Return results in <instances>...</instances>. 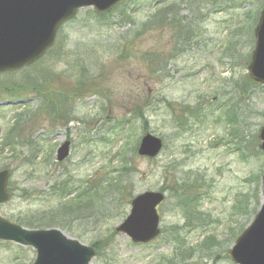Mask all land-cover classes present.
I'll return each instance as SVG.
<instances>
[{
    "label": "rangeland",
    "instance_id": "1",
    "mask_svg": "<svg viewBox=\"0 0 264 264\" xmlns=\"http://www.w3.org/2000/svg\"><path fill=\"white\" fill-rule=\"evenodd\" d=\"M261 7L127 0L104 17L79 10L41 60L0 74V169L11 171L1 216L28 229L37 228L19 221L54 222L41 228L96 246L90 264H175L188 251V262L235 264L228 251L261 204L264 84L247 72ZM27 78L40 86H2ZM150 132L165 142L152 159L136 152ZM65 140L71 152L58 161ZM124 159L116 190L108 181ZM60 180L58 198L50 187ZM146 190L166 196L162 233L134 244L116 226ZM35 258L33 247L0 240V264Z\"/></svg>",
    "mask_w": 264,
    "mask_h": 264
},
{
    "label": "water",
    "instance_id": "2",
    "mask_svg": "<svg viewBox=\"0 0 264 264\" xmlns=\"http://www.w3.org/2000/svg\"><path fill=\"white\" fill-rule=\"evenodd\" d=\"M124 0H0V73L26 67L41 58L54 43L59 26L75 16L77 10L91 6L105 13ZM264 8V7H263ZM256 44L248 67L250 78L264 83V9L255 28ZM264 150V125L261 127ZM160 137L147 133L140 140L138 153L155 157L162 150ZM70 153V142L58 149L63 161ZM10 171L0 170V204L9 200ZM262 205L249 226L240 233L229 251L237 264H264V173L262 176ZM165 196L159 191H144L132 202L128 217L117 226L134 242H149L160 233L157 206ZM0 240H10L33 246L37 257L33 264H89L96 254L92 246L70 239L58 229L28 230L9 222L0 215ZM188 264V263H187ZM189 264H203L200 261Z\"/></svg>",
    "mask_w": 264,
    "mask_h": 264
},
{
    "label": "trees",
    "instance_id": "3",
    "mask_svg": "<svg viewBox=\"0 0 264 264\" xmlns=\"http://www.w3.org/2000/svg\"><path fill=\"white\" fill-rule=\"evenodd\" d=\"M168 9H170V8H168ZM163 11H165V18L161 21V22H163V21H165V19H166V16L168 15L167 13H166V10L164 9ZM94 16H96V17H102V16H99V15H94ZM104 17V16H103ZM173 25H175V26H177V27H182L183 25H182V20L181 19H179V20H177L176 21V19L173 21V22H171ZM4 88H6L7 90L8 89H13L14 91H16V90H18V89H28V90H34V89H37V87H39L40 86V84H39V82H37L35 79H32V78H30V79H26V81H24V80H22L21 82L20 81H17V82H15L14 83V87L13 88H11V86H5L4 84L2 85ZM126 160L124 159V161L123 162H121L120 163V166L116 169V177H112V179L111 180H109L108 181V183H109V185L110 186H112V185H114V188L117 190L118 189V187H119V185H116V184H120L121 185V183H123L125 180H126V178H127V175H128V169H127V166H126ZM113 171H115V170H113ZM66 185H67V183L66 182H64L63 180H60L58 183H56L54 186H52V187H50L51 189H52V191H53V193L52 192H50V194H52V195H54V196H56V197H58V198H60V197H62V196H58V195H60L61 193H59V190H61V191H64V189H65V187H66ZM258 191V197H260L259 195H260V188L257 190ZM48 192V191H47ZM259 203H260V201H259ZM258 203V204H259ZM78 208V207H77ZM78 210L80 211V208H78ZM57 217L58 216H53L52 218H53V220H55V221H57ZM52 220V219H51ZM50 220H44V219H40V220H37V221H31V220H20L19 222H24L23 224H25L26 226H29V227H32V228H41V227H45V226H48V227H50L51 226V224H53L54 222H49ZM57 223H59V222H57ZM187 251V250H186ZM186 253H189V254H187L186 256H184V258H182L181 259V263L182 262H184L185 260H187L188 259V257H191V254H192V252H186ZM174 259V258H173ZM172 259V260H173ZM177 259V258H176ZM171 260V261H172ZM175 264H177V263H175Z\"/></svg>",
    "mask_w": 264,
    "mask_h": 264
}]
</instances>
